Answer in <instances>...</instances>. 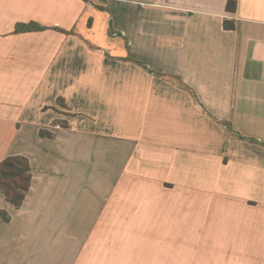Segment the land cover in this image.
<instances>
[{
    "label": "crops",
    "instance_id": "1",
    "mask_svg": "<svg viewBox=\"0 0 264 264\" xmlns=\"http://www.w3.org/2000/svg\"><path fill=\"white\" fill-rule=\"evenodd\" d=\"M228 1L0 0V264H264V0Z\"/></svg>",
    "mask_w": 264,
    "mask_h": 264
},
{
    "label": "trees",
    "instance_id": "2",
    "mask_svg": "<svg viewBox=\"0 0 264 264\" xmlns=\"http://www.w3.org/2000/svg\"><path fill=\"white\" fill-rule=\"evenodd\" d=\"M227 11L236 12L237 1L227 2ZM225 27L232 28L229 21H225ZM31 26L22 24L16 28L17 32L30 30ZM41 136H52L53 134L41 130ZM32 167L28 157L24 155H10L0 161V193L16 209L23 205L32 184ZM0 218L9 222L12 218L6 209H0Z\"/></svg>",
    "mask_w": 264,
    "mask_h": 264
}]
</instances>
